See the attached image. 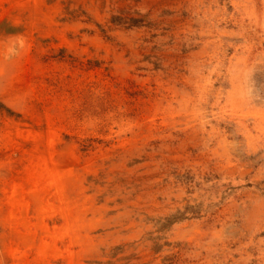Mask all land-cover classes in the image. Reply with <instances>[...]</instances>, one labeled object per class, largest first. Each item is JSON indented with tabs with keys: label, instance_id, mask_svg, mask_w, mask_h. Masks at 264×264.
I'll return each instance as SVG.
<instances>
[{
	"label": "rangeland",
	"instance_id": "obj_1",
	"mask_svg": "<svg viewBox=\"0 0 264 264\" xmlns=\"http://www.w3.org/2000/svg\"><path fill=\"white\" fill-rule=\"evenodd\" d=\"M0 264H264V0H0Z\"/></svg>",
	"mask_w": 264,
	"mask_h": 264
},
{
	"label": "bare ground",
	"instance_id": "obj_2",
	"mask_svg": "<svg viewBox=\"0 0 264 264\" xmlns=\"http://www.w3.org/2000/svg\"><path fill=\"white\" fill-rule=\"evenodd\" d=\"M43 157V156H42ZM41 157V158H42ZM45 157V156H44ZM44 160V159H43ZM48 163V162H47ZM39 164V163H38ZM37 164V165H38ZM54 165V164H53ZM45 166V165H44ZM37 167V166H36ZM47 167V166H46ZM53 167V166H52ZM45 168V167H44ZM39 171H40V167H39ZM41 171H43V170H41ZM45 172H46V176L48 177V179L50 180L47 184H48V186L49 187H51V188H56V193L58 192V194H60V196L61 197H63V191H64V186H63V183H62V180H63V176L61 175V173H59V172H53L52 170H45ZM46 182V181H45ZM37 185V184H36ZM44 186V185H43ZM45 189V188H44ZM50 189V188H49ZM52 194V193H51ZM40 198V197H39ZM11 199V198H10ZM64 201H66V200H64ZM9 202H10V200H9ZM11 203V202H10ZM15 204V203H14ZM62 204V203H61ZM13 205V204H12ZM63 205V204H62ZM14 206V205H13ZM28 206V205H27ZM40 208H43L42 206L40 207ZM46 208V207H45ZM38 209V208H37ZM44 209V208H43ZM59 209H60V207H59ZM41 210V209H40ZM44 212V211H43ZM27 216V215H26ZM28 218V217H27ZM43 220V219H42ZM75 220V219H74ZM78 221V220H77ZM65 223V222H64ZM77 224V223H76ZM81 224V223H80ZM28 225H30V223L28 222ZM77 226V225H76ZM81 226V225H80ZM47 227V226H46ZM78 227V226H77ZM25 228V227H24ZM27 228V227H26ZM46 230H48L47 228H46ZM76 231H78V230H76ZM66 232V231H65ZM59 233V232H58ZM57 233V234H58ZM73 233H75L74 231H73ZM22 234V233H21ZM64 234V233H63ZM78 235V234H77ZM62 236V235H61ZM63 237V236H62ZM59 238V237H58ZM75 239V238H74ZM78 239V238H77ZM81 241V240H80ZM47 244V243H46ZM46 244H45V246H46ZM43 245V244H42ZM33 248V247H32ZM45 248V247H44ZM45 250H46V248H45ZM56 250V249H55ZM43 251V250H42ZM44 254H46V253H44Z\"/></svg>",
	"mask_w": 264,
	"mask_h": 264
}]
</instances>
